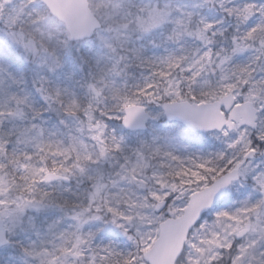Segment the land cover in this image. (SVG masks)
I'll return each mask as SVG.
<instances>
[{
  "label": "snow or ice",
  "instance_id": "6c2138e0",
  "mask_svg": "<svg viewBox=\"0 0 264 264\" xmlns=\"http://www.w3.org/2000/svg\"><path fill=\"white\" fill-rule=\"evenodd\" d=\"M9 3L0 264H264V0H119L38 60Z\"/></svg>",
  "mask_w": 264,
  "mask_h": 264
},
{
  "label": "rangeland",
  "instance_id": "374dc122",
  "mask_svg": "<svg viewBox=\"0 0 264 264\" xmlns=\"http://www.w3.org/2000/svg\"><path fill=\"white\" fill-rule=\"evenodd\" d=\"M119 0H90V7L91 10L94 12V14L101 20L102 24H104L105 21L108 22V25H111V27H115L118 22L117 17V10L113 7V5L117 4ZM17 0H11V3H9L6 6L5 11H12L13 15L19 14V9L14 8V5H16ZM40 23L39 24H32L28 20H25L20 25V31L23 32L24 38L26 41H31L36 49V55L35 59H40L44 57L45 55L52 53L50 51H47L42 43L43 40H47V45L50 43L47 33H52L53 31H56V26L52 23V21L47 17V15L41 10L38 13ZM108 25H105L104 31L101 33L102 36L111 39L115 36V32L110 31ZM59 29V28H58ZM61 30V31H60ZM57 30V34H60L62 32L64 39H62V36L56 35L55 39L61 40V45L67 48L70 44L67 42V38L65 37L63 30L60 29ZM41 42V44H40ZM59 44V43H58ZM100 45L102 47V41L99 39H96L95 46ZM106 51V50H105ZM74 52V51H71ZM67 59L69 62V65L72 64V56L67 55Z\"/></svg>",
  "mask_w": 264,
  "mask_h": 264
},
{
  "label": "water",
  "instance_id": "95a60500",
  "mask_svg": "<svg viewBox=\"0 0 264 264\" xmlns=\"http://www.w3.org/2000/svg\"><path fill=\"white\" fill-rule=\"evenodd\" d=\"M47 7L65 24L71 41L77 40L87 29L101 25L91 12L88 0H48Z\"/></svg>",
  "mask_w": 264,
  "mask_h": 264
},
{
  "label": "trees",
  "instance_id": "16d2710c",
  "mask_svg": "<svg viewBox=\"0 0 264 264\" xmlns=\"http://www.w3.org/2000/svg\"><path fill=\"white\" fill-rule=\"evenodd\" d=\"M42 11L46 14L44 8L42 9ZM52 23L56 26L57 29H56V31H53V34L52 33H47L46 34L47 36H49L48 39H49L50 43L47 45V43H48L47 40H43L42 43H43V45H44V47H45V49L47 51H50V52L63 51L65 49V47L63 45L60 46L61 45V40L58 39V38L55 39L56 35H60V36H62V39H64L62 33L57 34V30H60V27L62 28V26L60 24L58 25L57 21H54V22L52 21ZM40 44H41V42H40ZM96 51H105V50L102 47L99 48V47L95 46V48L93 49V52H96ZM93 52H88L87 54L92 55ZM67 55H70V56H72V58H74L77 54L68 52ZM177 147H179V144L177 145Z\"/></svg>",
  "mask_w": 264,
  "mask_h": 264
}]
</instances>
